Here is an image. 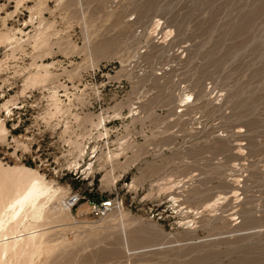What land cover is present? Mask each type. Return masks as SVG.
<instances>
[{
  "label": "rangeland",
  "instance_id": "rangeland-1",
  "mask_svg": "<svg viewBox=\"0 0 264 264\" xmlns=\"http://www.w3.org/2000/svg\"><path fill=\"white\" fill-rule=\"evenodd\" d=\"M0 164L63 196L14 264H264V0H0Z\"/></svg>",
  "mask_w": 264,
  "mask_h": 264
},
{
  "label": "bare ground",
  "instance_id": "bare-ground-1",
  "mask_svg": "<svg viewBox=\"0 0 264 264\" xmlns=\"http://www.w3.org/2000/svg\"><path fill=\"white\" fill-rule=\"evenodd\" d=\"M62 199L59 188L36 169L0 164V264H14V258L33 253L43 245L45 232L38 228L51 214L64 210ZM29 261L25 259L21 264Z\"/></svg>",
  "mask_w": 264,
  "mask_h": 264
},
{
  "label": "built area",
  "instance_id": "built-area-1",
  "mask_svg": "<svg viewBox=\"0 0 264 264\" xmlns=\"http://www.w3.org/2000/svg\"><path fill=\"white\" fill-rule=\"evenodd\" d=\"M84 197L85 196L82 195L81 192H77L72 194L67 201L72 208L78 203H80ZM115 203L116 202L114 199H109L108 197L105 196H103L99 201L96 200L91 201L90 205H91L92 214L96 218H103L112 211L113 207L115 206Z\"/></svg>",
  "mask_w": 264,
  "mask_h": 264
}]
</instances>
